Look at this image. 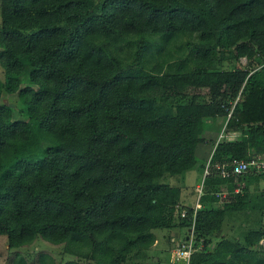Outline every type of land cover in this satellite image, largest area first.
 Listing matches in <instances>:
<instances>
[{"label": "trees", "instance_id": "16d2710c", "mask_svg": "<svg viewBox=\"0 0 264 264\" xmlns=\"http://www.w3.org/2000/svg\"><path fill=\"white\" fill-rule=\"evenodd\" d=\"M0 17L10 249L44 239L59 264H146L157 229L195 220L190 264H264V172L221 169L264 155V0H0ZM216 126L194 213L162 178L195 167Z\"/></svg>", "mask_w": 264, "mask_h": 264}, {"label": "rangeland", "instance_id": "374dc122", "mask_svg": "<svg viewBox=\"0 0 264 264\" xmlns=\"http://www.w3.org/2000/svg\"><path fill=\"white\" fill-rule=\"evenodd\" d=\"M0 22H1V17H0ZM242 62L245 63L246 59L242 58ZM4 78H5V73L0 65V80H4ZM4 99H6L11 105H13L15 109H19L20 103L18 102L16 94L8 95ZM23 117L26 118V116ZM209 121H211V119L208 120L207 122ZM215 121L217 122L216 123L217 125L219 123H222V119L219 118L216 119ZM207 134L211 136L218 135L219 138L221 134H224L223 127L219 129L218 127L214 128L212 129L211 132L209 130ZM237 136H239V132H234V133L232 132L230 134L231 138H236ZM212 149H213V143L203 142V144H200L197 149L198 163L195 165V167H193L192 169L186 171L181 175L171 174L162 178L163 181L169 182L171 184V187L174 189V192L177 193L178 198L180 195L181 197L180 201L184 199V194H185L188 196L186 197L185 203L196 205L197 197H198V186L202 184L205 173L204 167L202 165L207 164ZM262 186L264 187V181L262 182ZM230 228H231V224L226 223L225 232H227L228 234L233 233V228L232 230H230ZM188 229L189 228L186 227L185 231L188 232ZM156 232L162 238H164V240L159 246H157L155 249L150 251L151 255L153 254L155 255L153 257L154 261H150L146 264H184L182 260L176 261V259H174L175 256L174 249L176 248L177 244L175 242L170 241L171 240L170 228L157 229ZM180 235L183 237L185 234L183 233ZM168 238L170 239L165 240ZM16 254L26 256L28 264H53V263L59 264L62 257H64L62 245H56L47 240L38 239L37 242H34L32 245L10 249L7 243L6 235H0V264H11ZM158 256L160 258L159 262L155 260Z\"/></svg>", "mask_w": 264, "mask_h": 264}, {"label": "built area", "instance_id": "2783aa9c", "mask_svg": "<svg viewBox=\"0 0 264 264\" xmlns=\"http://www.w3.org/2000/svg\"><path fill=\"white\" fill-rule=\"evenodd\" d=\"M223 135L224 134H221L220 137L217 138L216 143L213 146L209 160H208V162L205 166V169H204L205 170L204 176H206V174L209 173V164H210L211 155L213 154V151L215 149L216 144L222 138ZM226 136L231 138L230 135H226ZM229 165L231 167H229ZM221 169H222V174L225 176L230 175L232 173L240 174V173H243L246 171L264 172V155H258L257 157L250 158L248 160H246V159H233L231 162L223 164L221 166ZM203 184H204V178H203L202 184L198 186V197H197L198 199H199L200 195L203 193ZM225 194H226V192L222 193V195H225ZM198 199H197L196 205L194 206V209H195L194 213H196L198 207L201 205L199 203ZM185 214H186V211L182 210L181 215L184 216ZM194 219H195V217H194ZM194 224H195V220H193V223H192L191 227L189 228L190 233L187 236V238L179 241L176 245V248L174 249L175 250L174 259H176V261L182 260L184 264H190L191 255H192L193 251L195 250L194 239L196 237L194 235V230H195Z\"/></svg>", "mask_w": 264, "mask_h": 264}, {"label": "crops", "instance_id": "0c3cea01", "mask_svg": "<svg viewBox=\"0 0 264 264\" xmlns=\"http://www.w3.org/2000/svg\"><path fill=\"white\" fill-rule=\"evenodd\" d=\"M186 197H188V196L184 194V199L180 202V204H182V205H190L189 203H185ZM170 231H171V240H170L171 242H175L177 244L179 241H181L182 239L186 238L187 231H185V228L173 227V229L171 228ZM183 233L185 235L182 237L180 234H183ZM157 238L158 239H156V241H155L153 247L151 248V250H153L157 246H159L163 242V240H164V238H162L158 233H157ZM165 240H169V238L168 239H165ZM159 259L160 258L158 256L155 260L158 261Z\"/></svg>", "mask_w": 264, "mask_h": 264}]
</instances>
